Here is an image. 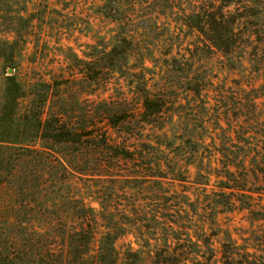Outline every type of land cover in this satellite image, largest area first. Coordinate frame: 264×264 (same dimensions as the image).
<instances>
[{"label":"rangeland","instance_id":"374dc122","mask_svg":"<svg viewBox=\"0 0 264 264\" xmlns=\"http://www.w3.org/2000/svg\"><path fill=\"white\" fill-rule=\"evenodd\" d=\"M221 11L232 34L219 49L208 21ZM9 67L53 83L56 110L76 129L98 125L150 160L95 177L55 170L63 184L50 187L64 200L113 206L121 252L169 242L264 256V0H0V92ZM146 96L161 100L159 115H143ZM106 112L128 121L112 129ZM161 133L167 150L151 145ZM104 159L90 155L84 168Z\"/></svg>","mask_w":264,"mask_h":264},{"label":"trees","instance_id":"16d2710c","mask_svg":"<svg viewBox=\"0 0 264 264\" xmlns=\"http://www.w3.org/2000/svg\"><path fill=\"white\" fill-rule=\"evenodd\" d=\"M212 16L208 21L212 29L208 41L214 47L225 48L231 41L232 30L224 27L222 11ZM8 69L9 73L3 74L0 92V264H125L143 262L146 255L150 264H260L264 259L260 248L225 246L217 256L210 247L169 242L150 247L147 254L132 246L121 252L117 245L121 235L118 226L107 225L113 219V206L94 202L99 210L86 200H81L80 205L73 199L64 200L59 191L50 187L53 183L63 184L55 170L62 168L72 177H95L102 176V168L115 170L121 162H143L141 167H150V160L143 156V150L131 151L130 147L110 140L107 131L100 134L98 125L76 129L56 110L53 83L23 80L15 67ZM160 102L146 96L143 115H159L163 107ZM106 116L112 129L128 121L124 112H106ZM144 123L155 125V120ZM157 139L151 145L167 150V135L161 133ZM73 148H77L75 153ZM90 155L105 158L94 162L95 170L84 168ZM204 156L203 151L194 154L196 159ZM156 165L162 167L165 161ZM42 193L50 199L48 204L41 199ZM53 208L57 209L50 210ZM101 219L105 227L100 225ZM149 221L146 214L134 225L145 226Z\"/></svg>","mask_w":264,"mask_h":264}]
</instances>
